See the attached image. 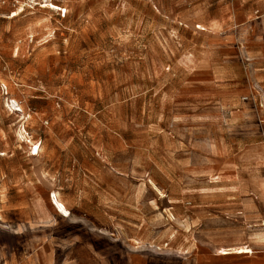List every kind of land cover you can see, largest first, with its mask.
<instances>
[{"label":"rangeland","instance_id":"374dc122","mask_svg":"<svg viewBox=\"0 0 264 264\" xmlns=\"http://www.w3.org/2000/svg\"><path fill=\"white\" fill-rule=\"evenodd\" d=\"M25 1L0 7V224L72 264H264L257 0Z\"/></svg>","mask_w":264,"mask_h":264},{"label":"crops","instance_id":"0c3cea01","mask_svg":"<svg viewBox=\"0 0 264 264\" xmlns=\"http://www.w3.org/2000/svg\"><path fill=\"white\" fill-rule=\"evenodd\" d=\"M257 4L259 8L264 10V0H257ZM260 53L264 57V48ZM0 200L2 212L5 215L9 214L10 208L14 210L20 208L19 205L9 206L8 196L6 198L1 197ZM11 225L0 224V264H72L71 260L67 259L59 261L41 259L40 251L35 248L30 250L23 239V234L17 229V225Z\"/></svg>","mask_w":264,"mask_h":264},{"label":"bare ground","instance_id":"6f19581e","mask_svg":"<svg viewBox=\"0 0 264 264\" xmlns=\"http://www.w3.org/2000/svg\"><path fill=\"white\" fill-rule=\"evenodd\" d=\"M23 6V5H22ZM50 7H52L50 10H56V9H59V7L60 6H58V4H53V6H50ZM24 10V8H22V7H20L19 9H18V11L19 12H22ZM43 18V17H42ZM41 20V19H40ZM42 21V20H41ZM36 22V21H35ZM45 22V21H44ZM33 23V22H32ZM198 27L200 28V29H203V30H206V28H205V26L204 25H202L201 23L198 25ZM9 100V99H8ZM10 101V100H9ZM12 101H14V102H16V100H12ZM10 103H11V101H10ZM7 104H8V102H7ZM14 105V104H13ZM16 105H17V103H16ZM11 106V105H10ZM9 106V107H10ZM20 106V105H19ZM13 107V106H12ZM14 107H15V105H14ZM13 107V108H14ZM11 110V109H10ZM16 111H22V108L21 107H16V109H15ZM14 112V111H13ZM12 112V113H13ZM23 113V112H22ZM15 114V113H14ZM14 116V115H13ZM29 116V115H28ZM23 131H25V129L23 128V127H20V129H19V135L20 136H22L23 137ZM152 181V180H151ZM153 182V181H152ZM155 183V182H154ZM156 186V185H155ZM54 201L55 202H57V199H56V196H54ZM251 252H253V249H252V247H249V246H247V245H238V246H231V247H226V248H223V249H221L220 250V254H224V255H228V254H232V253H236V254H238V253H251Z\"/></svg>","mask_w":264,"mask_h":264},{"label":"built area","instance_id":"2783aa9c","mask_svg":"<svg viewBox=\"0 0 264 264\" xmlns=\"http://www.w3.org/2000/svg\"><path fill=\"white\" fill-rule=\"evenodd\" d=\"M10 0H0V7L9 4ZM12 2L16 3L17 0H12ZM25 4L28 6L31 5H40L41 7L53 6V0H26ZM52 8V7H51ZM62 9V8H61ZM64 11V9H62Z\"/></svg>","mask_w":264,"mask_h":264}]
</instances>
